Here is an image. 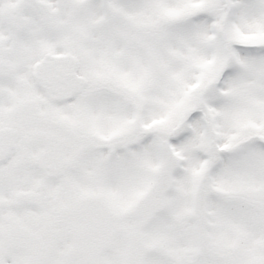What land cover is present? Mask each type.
<instances>
[{
    "label": "snow or ice",
    "instance_id": "6c2138e0",
    "mask_svg": "<svg viewBox=\"0 0 264 264\" xmlns=\"http://www.w3.org/2000/svg\"><path fill=\"white\" fill-rule=\"evenodd\" d=\"M0 264H264V0H0Z\"/></svg>",
    "mask_w": 264,
    "mask_h": 264
}]
</instances>
